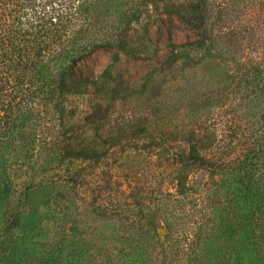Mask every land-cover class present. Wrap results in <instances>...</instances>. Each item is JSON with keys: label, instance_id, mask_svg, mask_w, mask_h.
<instances>
[{"label": "rangeland", "instance_id": "374dc122", "mask_svg": "<svg viewBox=\"0 0 264 264\" xmlns=\"http://www.w3.org/2000/svg\"><path fill=\"white\" fill-rule=\"evenodd\" d=\"M209 3L216 39L212 46L191 54L194 60L189 65L164 64L170 42L182 41V29L175 22L155 24L141 56L121 55L113 63L107 51L91 55L79 72L85 94L70 96L62 114L53 103L30 105L40 114L33 129L36 133L44 130L45 136L36 145L39 159L30 167L8 158L13 191L7 207L0 200V264H37L42 254L56 264H117L112 260L117 255L122 258L121 251L130 243L123 233L131 236L133 226L125 229L115 214L130 219L139 215L146 229L162 237L167 235L166 224L161 225L167 218L181 241L184 230L201 220L205 204L211 205V194L221 187L220 180L211 176V194L203 206L193 196H167L174 193L170 183L175 167L156 148L150 154L147 147L152 141L170 145L173 151L187 147L179 141L180 135L197 131L198 126L209 134L206 154L211 163L216 165L219 160L226 168L251 165L241 176L248 172L264 192V90L258 83L264 77V0ZM220 15L227 23L240 26L237 45L221 36L224 21L219 22ZM140 35V31L135 34ZM247 76L257 80L248 88L244 84ZM101 89L107 93H99ZM98 102L106 107L107 116L94 121L89 115ZM108 133L126 138L129 144L104 143L102 136ZM63 136L78 148L94 151L98 160L67 158L62 164L46 165L40 157L46 154L47 140ZM202 174L195 173L197 177ZM71 177L75 184L68 182ZM51 179L53 195L60 201L55 211L64 219L52 214L55 207L49 205L40 209L34 222L25 223L20 192L32 183ZM224 180L231 181L232 176ZM138 200L146 204L145 213L143 207L132 206ZM99 203L107 207V219L97 216ZM211 213L215 214L211 208L203 212L204 220Z\"/></svg>", "mask_w": 264, "mask_h": 264}, {"label": "trees", "instance_id": "16d2710c", "mask_svg": "<svg viewBox=\"0 0 264 264\" xmlns=\"http://www.w3.org/2000/svg\"><path fill=\"white\" fill-rule=\"evenodd\" d=\"M210 6L209 0H0V200L5 201L4 206H8V195L13 191L8 158L17 159L15 164L21 167H30L39 159L36 145L45 133L33 129L40 114L30 107L32 103H53L55 111L62 114L70 96L85 94L79 72L91 55L98 50L107 51L112 53L113 63L121 55L141 56L146 52L152 28L159 23H176L183 36L180 43L170 42L172 47L164 64L189 65L194 60L191 54L212 46L216 39ZM221 17L219 22L224 21L221 36L237 45L240 26ZM139 31L143 37L135 36ZM256 81L247 76L244 84L248 88ZM259 81L260 89L264 90V77ZM91 109V120L106 118V107L100 102ZM198 128L180 135L179 141L187 147L179 146L173 151L170 145H155L152 141L147 148L150 154L156 148L163 160L175 167V177L170 183L174 193L167 196L175 199L193 196L203 206L211 194V176L218 178L221 187L218 185L217 193L211 194V205L204 206L205 211L211 208L215 214L204 220L205 211H200L201 220L182 232L181 241L175 237L167 218L161 224L162 227L166 224L167 235L162 237L146 229L139 215L130 219L125 214H115L114 217L124 222L125 229L129 224L133 226V234L124 231L130 243L121 251L122 258L117 255L112 261L117 264H264V192L254 178L246 175L248 172L241 176L242 170H251L252 166L242 163L239 167L226 168L219 160L212 164L206 154L209 134L202 126ZM102 140L110 146L129 144L126 138L121 140L109 133ZM45 145L46 154L40 160L48 166L56 161L62 164L67 158L90 162L99 158L94 151L78 148L72 139L65 140L64 136L47 140ZM197 171L204 174L197 177ZM230 175L232 180L225 181ZM67 179L76 183L73 177ZM53 185L52 179L42 180L20 192L25 223L34 222L40 209L49 205L55 207L52 214L60 217L55 211L60 201L57 203L53 195ZM132 204L143 207L141 212L145 213L146 204L142 200ZM97 216L108 218L103 203L98 205ZM134 236L141 240L133 242ZM42 256L37 264H56Z\"/></svg>", "mask_w": 264, "mask_h": 264}]
</instances>
